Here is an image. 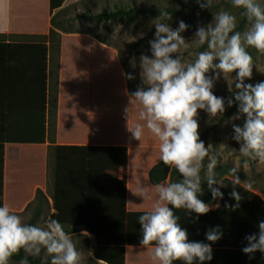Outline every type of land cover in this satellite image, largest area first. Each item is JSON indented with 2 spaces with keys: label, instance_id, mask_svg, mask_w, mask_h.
<instances>
[{
  "label": "clouds",
  "instance_id": "9594fccd",
  "mask_svg": "<svg viewBox=\"0 0 264 264\" xmlns=\"http://www.w3.org/2000/svg\"><path fill=\"white\" fill-rule=\"evenodd\" d=\"M201 8H210L211 0H198ZM233 7L241 9L240 15L247 21L243 31L237 30V18L228 11L221 10L214 15V22L198 28L191 43L181 35L187 25L181 21L173 30L168 23L172 14L160 10L152 22L155 39L150 41L151 58L140 57L141 78L146 87L138 88L129 94L130 105H138V120L129 128L130 108L125 109L128 130L134 139L141 141L145 129L158 141L160 160L166 166L177 170V181L165 180L153 186L156 199L151 210L139 216L142 230L141 246L151 253L156 264H205L213 259L211 245L222 238L221 230L209 229L206 240L209 243L189 241L188 232L181 227L179 216L174 210L186 209L197 216L209 213L213 205L203 202L202 183L207 181L212 198L222 199L223 193L214 184L215 168L219 160L212 153V146H205L200 139L198 110L206 111L210 117L223 116L225 99L213 93L214 79L220 74L237 73L234 79V99H227V106L235 102L238 112L232 120L244 117L243 126L233 125V139L240 144L241 156L264 161V82L246 84L253 74L254 61L248 51L255 49L264 53V5L258 0H231ZM206 45L191 62H184L179 53L190 45ZM218 61V63H215ZM133 67L135 62L133 61ZM213 70L214 78L206 73ZM128 80L134 79L126 74ZM232 92L233 89L229 88ZM207 160V163L205 161ZM238 169H229L234 185L231 192L239 207L241 194L235 185L242 184ZM247 189L250 182L243 183ZM148 200L153 197L149 194ZM219 207V205H215ZM225 207H229L226 205ZM247 246L242 251L250 258L257 251L264 253V222L258 224V235L246 236ZM45 250L51 257V264H80L81 254L71 235L56 219H49L44 226L25 223L14 213L8 204L0 206V264H9L11 257L23 250L26 254L37 256ZM19 264H29L27 256ZM96 264H106L97 260Z\"/></svg>",
  "mask_w": 264,
  "mask_h": 264
},
{
  "label": "rangeland",
  "instance_id": "374dc122",
  "mask_svg": "<svg viewBox=\"0 0 264 264\" xmlns=\"http://www.w3.org/2000/svg\"><path fill=\"white\" fill-rule=\"evenodd\" d=\"M134 1L139 7L160 9L172 8L176 10L178 14L168 23L173 30H176L179 27V22L183 21L188 27L181 35L189 43L195 38L198 28L213 23L214 15L221 10L228 11L236 16L237 28L244 22L241 31L247 26L246 19L240 15L242 10L233 7L231 0H211L210 8H201L198 0ZM258 2L264 5V0H258ZM114 5L128 7L132 5V0H68L63 7H69L71 9L67 18H73L75 14H77V16L82 15L84 7H89L93 12L98 13L105 7L113 9ZM154 20L155 19L147 18L145 20H133L128 26L124 24L113 25L108 34L98 25L99 37L110 43L113 47L103 45L91 37L98 44L115 52L118 56V63L121 69V82L123 83L125 81L124 85H119L116 81V77H110L112 65L108 61L107 54L103 55L102 52L97 50L91 52V56L99 60L98 64H100V71L104 74V84H100V101H93V104L100 110L101 116L96 119L91 118L90 127L97 128L99 132H96L98 133L96 136L100 135L99 137H104L105 141H136L132 133L128 130V119L125 109L131 107L129 128H132L136 123L143 122L138 120L139 106H131L129 103L128 88L138 89L146 87L141 78L140 57L146 55L151 58L150 41L155 39V27L152 23ZM72 25L78 27L87 24L81 20L72 22ZM8 40L18 42L30 41V39L21 38H9ZM139 40L142 44L138 50V56H135L133 43ZM205 48L206 45L197 47L195 44H192L188 49H182L179 55L184 62H191L196 58V54L199 51L205 50ZM117 49L121 51V57ZM248 51L253 57L254 67L252 78L250 80L246 79L245 83L255 85L259 82H264V53H259L253 48H249ZM121 59L124 63V69L121 64ZM133 61L135 62V67H133ZM215 63H218V61ZM126 74L132 75L134 79L127 80ZM236 75L237 73L235 72L225 77L223 74H220L219 79H214V95L225 99V112L223 116L212 118L206 111L198 110L197 119L199 123L200 139L203 135L205 136L203 142L206 147L209 145L212 146V153L213 146L217 148L220 164L217 165L215 170L218 167H230V169L235 167L238 169L237 175L242 184L235 185V187H237L235 190L241 194L239 206L242 208L246 207V209L249 208L245 216L250 219L251 209L255 207L259 208L260 206L264 208V161L252 160L241 156L239 153L240 144L238 142L236 146L232 144L234 137L233 125L235 124L236 126L242 127L245 119L241 117L240 120H232V117L238 112V106H234L235 102L232 107L227 106V99H234V79ZM206 76L214 78L216 73L213 70H209ZM229 88H232L233 91L230 92ZM142 141L143 143H151L150 141H152L153 144L144 145H146L145 147L149 146L147 149L152 147L153 149L147 150L144 148L146 150L142 149L141 151L144 153L152 151L149 158H154L155 160L159 159L158 141L147 129H145L144 135L139 142ZM41 156V151L32 148L18 150L17 153L11 152L9 159L10 189L7 194V204L9 206L16 210L20 209L22 203L28 198L31 188L36 184H43L44 190L41 191L47 195L50 208L47 218L42 217L37 226L46 225L48 219H56L62 224L82 225V234H85L91 240V245L89 251H87L86 244L83 241L75 240L72 237L77 250L81 254L80 264H96L97 260L104 259H108L111 264H120L121 259H125L126 249L128 248H134L128 253L131 257L133 255L135 256L138 252L135 249L142 250L144 255H151L150 251L142 249L144 247H142L140 243L135 244L130 241L127 242L124 227L123 229L121 227L120 219L122 213H120L119 199L115 197L116 194L99 196L97 191H91L88 197H82V193L78 192L76 188L74 189L76 192L69 191L71 188H68L66 182L64 163L63 168H61L60 178L57 181V189L56 184L52 187V185H49L50 168L47 164L48 157L46 158L45 166H43ZM112 156V154L105 156V164H103L104 162L101 160V171H103L104 165L106 170L108 169V164L110 167L112 166L111 161L113 160L109 159ZM149 158H147V161H149ZM247 181L252 184L250 190L243 184ZM220 182L223 183L224 186L221 187L220 184H218L217 188L223 193V198L217 199L213 205L214 207L210 211L212 212V217L215 218L216 221L218 220V214L224 216L223 212L231 208L232 205L237 204V202L231 198V192L234 187L232 177L224 176L220 179ZM138 187H142L141 182ZM143 191V198L139 197L134 199L137 202L136 207L138 210L141 208L143 209L141 204L146 203L149 194L153 197L152 200H149L151 205L156 199L155 192L151 193L148 190ZM31 201L32 200L28 198L25 203L28 204ZM215 205H219V207H215ZM226 205L229 207H225ZM263 208L257 211L261 213ZM147 210L149 209H146V211ZM123 211L125 212L124 207ZM14 213L19 214L23 221L27 223L32 216V209L27 212H24V209H20L14 211ZM134 213L144 214L145 212L139 211ZM236 213L241 214L240 210H236ZM124 215H126V213H124ZM124 215L123 218L125 217ZM261 217L263 219L264 215ZM262 219L261 222H264ZM123 221L125 220H122V222ZM114 250H117V252ZM40 254L44 259L51 258L43 249ZM9 264L19 263L9 261Z\"/></svg>",
  "mask_w": 264,
  "mask_h": 264
},
{
  "label": "crops",
  "instance_id": "0c3cea01",
  "mask_svg": "<svg viewBox=\"0 0 264 264\" xmlns=\"http://www.w3.org/2000/svg\"><path fill=\"white\" fill-rule=\"evenodd\" d=\"M67 1L0 0V40L5 39L8 43V39L12 37V39H30L26 42H33L38 37H47L51 27V17ZM23 50V52H31L36 49L26 48ZM94 50L108 55V61L112 65L110 77H116L119 85L125 83V81L121 82L122 74L115 52L98 44L90 36L61 34L54 145L56 149L55 181L57 182L64 163L66 182L68 188H71L69 191L76 192L74 190L76 188L78 192L82 193V197H88L91 191H97L99 196L112 195L115 192L116 196L122 199L124 213L147 212L151 210L149 200H146L145 204H141L143 209L140 207L141 209L138 210L137 202L134 199L143 198V190L154 192L153 186L149 183L148 174L150 169L161 160L160 158L150 159L152 151H147L148 153L141 151L149 147H145L146 145L153 144L152 141H150L151 143L137 140L135 142L134 140L133 142L131 140L105 141L104 137L96 136L98 134L96 132H99L97 128L90 127L91 118L96 119L101 116L100 110L93 104V101H100V84H104V74L100 71L99 60L91 56V52ZM13 62L14 64H24L25 59L13 57ZM18 75V77H14L15 79L10 80L8 87L5 86L3 78L0 79V107L4 110L7 105L12 104L15 109L13 110L15 114H12L15 117V123L10 127L12 132L39 135L43 131L41 82L35 77H30L29 74ZM47 89L45 90L46 94ZM44 130L45 132L47 130L46 110ZM48 146L49 142L47 141L44 144L7 143L3 146L2 206L7 204V194L10 189L9 159L11 152L17 153L18 150L27 148L39 150L43 166H45ZM149 149H153V147L147 150ZM108 152L117 154L121 158L117 159L118 161L107 170L104 165V169L101 171V160L105 164L104 158ZM140 182L142 189L138 187ZM37 189L44 190L43 184H36L31 188L28 198L32 201ZM26 200L22 203L21 210L29 204L25 203ZM10 208L13 212L20 210L11 206ZM146 209L149 210L146 211ZM236 210H240L241 214H237ZM247 210L249 208H238L236 204L232 205L231 208L223 212L224 216L218 214L217 221L212 217V212H209L208 231L218 227L222 232V238L211 245L213 259L206 261L205 264H264V253L257 251L250 258L242 251L248 243L246 236L258 235V224L261 222V216L257 222H252L251 218L246 217ZM123 227L126 237V221H124ZM207 243L209 242L207 241ZM133 249H126L125 259L121 260L120 264H156L151 259V255H144L140 249H135L138 252L131 257L128 253ZM142 249L147 250L146 248ZM104 261L106 264H110L106 259ZM175 263L183 264V262ZM195 264H199V261H196Z\"/></svg>",
  "mask_w": 264,
  "mask_h": 264
},
{
  "label": "trees",
  "instance_id": "16d2710c",
  "mask_svg": "<svg viewBox=\"0 0 264 264\" xmlns=\"http://www.w3.org/2000/svg\"><path fill=\"white\" fill-rule=\"evenodd\" d=\"M69 7H63L58 9L50 20V31L47 37H38L34 39L33 42H18L14 40H0V79L3 78L5 81V86L10 85V80L18 77V74L24 73L29 74L30 77H35L41 82L42 87V133L41 134H22L17 132H12L11 128L14 126L15 117L12 114H15L13 110L14 107L12 104L7 105L6 109L2 110L0 107V206H2V168H3V146L7 143L9 144H44L46 141L49 142L48 151H47V164L50 168V182L49 185L54 187L57 183L55 181V170H56V161H55V137H56V107H57V85H58V75H59V59H60V45H61V34H80L87 35L94 38L99 43L113 47L107 41L101 39L98 35V25L102 30L110 32V29L113 25H130L133 20H145L147 18L156 19L160 10H166L172 14L174 18L178 12L172 8H144L139 7L135 4V1L132 0V5L125 6H113V9L105 7L101 12L95 13L89 7L83 8V14L77 16L74 15L73 18H67L70 12ZM87 25H80L75 27L72 25L74 21H81ZM244 26V22L240 24L237 30L241 31ZM12 39V37H10ZM141 41H136L133 43L134 55L138 56V50L141 46ZM26 48H35V51L23 52L28 50H23ZM115 48V47H114ZM21 49V50H18ZM23 50V51H22ZM119 56L121 57V51L117 49ZM13 57H23L25 59L24 64H14ZM34 61V62H33ZM13 64V65H12ZM121 64L124 69V63L121 59ZM15 74L16 76H14ZM13 75V76H12ZM128 80V79H127ZM48 86V89H47ZM47 89V94L46 90ZM137 89L128 88V94L135 92ZM1 98V94H0ZM47 104V107H46ZM11 106V107H10ZM235 107L238 105L235 103ZM47 108V109H46ZM6 110V111H5ZM45 110L47 113V130L45 132ZM201 140H205V136L201 137ZM232 144L237 145V142L233 139ZM110 152L107 153L109 155ZM113 156L109 159H112L113 163L118 161L117 159L121 158L117 154L111 153ZM213 155L219 156L217 154L216 146H213ZM220 162V160H219ZM207 163V160L205 161ZM220 164V163H218ZM108 167L110 165L108 164ZM230 167H218L215 170V178L220 182V179L224 176H229ZM60 178V175H59ZM58 178V180H59ZM149 183L154 186L157 183H162L165 180L177 181L182 179L177 170L173 167L166 166L162 161L155 164L149 171L148 174ZM57 180V181H58ZM214 188L218 187V184L213 185ZM203 194L199 197L203 202L214 205L215 201L212 198V193L209 190L207 181L204 180L202 183ZM116 193L113 192L112 195ZM117 197V196H115ZM120 213L121 216V227L126 221V237L127 242L131 243H140L142 240V230L141 225L137 221L139 216L142 214H126L124 215L122 199L120 201ZM49 200L47 195L37 189L35 193L34 200L29 203L24 212L32 209V216L27 223H30L34 226H37L41 218H47L49 213ZM263 206L259 208L255 207L251 209V221H259L260 216L264 215V208L261 210V213L257 210H260ZM176 215L179 216V223L181 227L184 228L189 236V241H199L207 243L206 233L208 232L209 226V213L201 216H197L196 213H188L186 209L174 210ZM123 215L125 216L123 218ZM262 219V217H261ZM49 220V219H48ZM47 220V221H48ZM264 218L262 219V221ZM62 224V223H61ZM82 224V223H80ZM128 224V225H127ZM66 233L71 235L73 239L78 241H83L86 244V249L89 251L91 240L85 235L82 234V225H69L62 224ZM141 244V243H140ZM117 252V250H114ZM27 256L29 264H51V258L44 259V257L39 254L37 256H32L26 254L21 250L18 254H15L11 257L10 261L14 263H19L21 259H24ZM110 264L111 262L106 259ZM122 260V259H121Z\"/></svg>",
  "mask_w": 264,
  "mask_h": 264
}]
</instances>
